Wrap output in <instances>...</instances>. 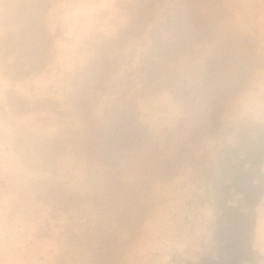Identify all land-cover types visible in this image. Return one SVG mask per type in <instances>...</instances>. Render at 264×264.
Listing matches in <instances>:
<instances>
[{"label":"clouds","instance_id":"1","mask_svg":"<svg viewBox=\"0 0 264 264\" xmlns=\"http://www.w3.org/2000/svg\"><path fill=\"white\" fill-rule=\"evenodd\" d=\"M33 38L43 65L10 63L13 45ZM0 43V264H51L50 250L74 246L70 226L37 235L54 192L75 217L135 193L114 264L201 251L215 207L191 169L163 172L147 157L264 145V0H0ZM39 76L70 115L36 108ZM118 123L141 142L105 162L86 142L106 141ZM252 251L264 264V231Z\"/></svg>","mask_w":264,"mask_h":264},{"label":"rangeland","instance_id":"2","mask_svg":"<svg viewBox=\"0 0 264 264\" xmlns=\"http://www.w3.org/2000/svg\"><path fill=\"white\" fill-rule=\"evenodd\" d=\"M139 22L132 25L134 31ZM123 39V37H121ZM46 51L39 38L23 44H14L8 53L10 63L23 58L25 67L42 66ZM0 59H3L0 43ZM41 90L34 104L52 120L64 115L56 100L43 94L47 87L44 77L35 80ZM140 138L124 123H118L104 142L87 141L93 144L100 158L110 162L122 150L139 145ZM163 156V158H161ZM147 163L163 172L183 168L192 170L199 187L216 209L217 217L211 240L192 258H173V264H255L256 254L252 245L264 231V145L254 148H225L214 158H201L184 147L174 154L152 150ZM135 193L119 194L117 208L98 204L97 209L79 211V216L68 215L74 208L69 200L59 193L50 194L45 217L37 223V235L47 241L62 226L71 227L74 246L66 247L59 255L49 251L51 264H114L119 256L117 238L123 234L126 216H131L129 207ZM123 208L126 215L119 209ZM43 259V257H41Z\"/></svg>","mask_w":264,"mask_h":264}]
</instances>
